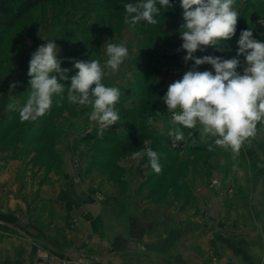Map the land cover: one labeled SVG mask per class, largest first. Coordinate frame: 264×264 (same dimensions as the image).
Returning a JSON list of instances; mask_svg holds the SVG:
<instances>
[{
  "label": "crops",
  "instance_id": "1",
  "mask_svg": "<svg viewBox=\"0 0 264 264\" xmlns=\"http://www.w3.org/2000/svg\"><path fill=\"white\" fill-rule=\"evenodd\" d=\"M236 38L227 45L233 41L236 44L232 46L238 48L239 36ZM214 49L208 47L194 55L219 56V51ZM186 54L185 50L177 53V62L192 69L194 61L186 63ZM221 57L234 58L231 54ZM123 68L125 65L120 69ZM197 70L214 72L210 64L200 65ZM169 80L164 72L156 93L133 96L130 106V111L145 123L142 127L152 118L150 125L159 136L174 129L167 108L162 112L152 103L145 108L146 112H136L144 101L154 102L158 94L164 96ZM105 81L117 88L128 85L121 77L107 76ZM6 96L0 93V264H39L36 248L39 244L50 253L67 258L80 259L85 252L94 259V264H213L216 260L218 264H264V130L234 158L231 151L217 149L213 138H202L199 131L180 127L185 149L174 151L172 161L176 170L171 173L173 177L177 173L189 175L191 193L195 195V189L204 187L197 183V167L201 174L224 173L227 179L233 178L239 184L247 178L246 184L255 185L254 200H250L251 193L244 192L240 197L242 203H238L247 218L241 223L236 221L235 227L229 220L210 224L208 221L219 219L213 211L219 204L218 199L214 200L213 190L204 187L198 197V208L203 212L209 210L211 218L191 219L190 214L182 217L181 208L186 203L180 196L167 200L161 195L164 191H181L183 186L178 185L177 178L173 187L160 182L150 184L153 169L148 157L132 158V153L145 151L139 147L143 137L139 130H134L135 136L126 141L134 143L133 152L120 158L115 153L111 157L116 170L109 169L108 164L104 166L108 168L102 169L104 158L99 152L92 151L88 141L76 140L68 132L91 125L98 133L99 125L89 119L91 108L82 107L78 114H64L59 122V126L68 130L63 140L55 147L44 148L34 143L39 139H16L14 135L30 122H21L18 111L7 109L10 97ZM63 102L53 103L52 110ZM136 138L139 139L134 142ZM209 145L216 149L209 151ZM198 161H203L204 166L199 167ZM150 194L155 195L150 197ZM255 214L250 221L248 217ZM49 223L55 226L42 232L40 226ZM199 240L202 243L198 245L206 248L207 256L212 259L204 262L194 251V243Z\"/></svg>",
  "mask_w": 264,
  "mask_h": 264
},
{
  "label": "rangeland",
  "instance_id": "2",
  "mask_svg": "<svg viewBox=\"0 0 264 264\" xmlns=\"http://www.w3.org/2000/svg\"><path fill=\"white\" fill-rule=\"evenodd\" d=\"M139 2L141 0H0V93L4 92L6 97L10 98L14 96L21 105L26 101L28 91H30L29 61L32 53L40 45L47 42L42 36L50 40L54 39L59 50L57 58L62 61L61 67L70 70L69 79L63 81L66 86L63 105L52 110L55 106L53 104L46 115L26 124L14 136L16 139L25 137L27 141L39 139L34 143L40 144L44 148L55 147L59 140H63L62 136L68 131L59 126L64 114H78L82 109L81 106L69 104L66 99L70 77L76 71L73 61H86L89 58L99 57L103 63L105 59L102 51L103 46L107 42H123L129 49L130 58L122 65H125V68L120 69L112 76H108L117 79L121 77L123 82L128 84H125L123 88L118 87L121 95L116 108L120 115V121L105 129L103 135H98L89 125V127L78 131L75 129L73 133L69 130L70 136L76 140L88 141L93 147L92 151L99 152L100 157L104 158L101 165L102 169L108 168L104 167L108 164L111 166L109 169L116 170L114 163L111 164V157L115 153L120 158L128 152H133L134 143L126 141L135 136L136 133H132L134 130H139L143 136L139 147L145 150L152 149L159 154L161 171L158 175L154 170L151 171L150 184L156 185L160 182L162 185L173 187L179 182L178 185L183 186L180 187L181 191L178 193L177 191H164L161 194L167 200L178 199L180 196L181 201L186 203L181 208L182 217L186 218L190 214L191 219L193 216L196 219H201L203 216L207 220L211 218L208 217L210 216L209 210L203 212L198 208V197H200L199 194L202 195V189L205 187L208 190H213L214 200H219L218 208L213 209L214 214L219 219L214 221L216 220L214 218L208 222L211 224L213 221L214 224H217L229 220L232 226L236 221L241 223L247 218V214L238 205V203H242L240 197L242 198L244 195L242 193L249 192L251 193L250 200L253 201L255 185L252 187V185L246 184L247 178L244 179L245 183L239 184L233 178L227 179L224 173L222 175L212 173L211 176L209 173L207 175V172L201 174L197 167V183H202L204 187L195 189L194 195L190 192L191 187L188 188L189 175L181 176L177 173L173 177L174 175L171 173L173 169L176 170L172 161L173 154H176L174 151H183L186 141L185 139L176 141L175 136L170 133H173L176 128L180 130L181 125H175L174 129H170L164 136H159L153 125L146 122V127H142L141 125L145 124L143 120L138 118L137 114L134 115L135 112L130 111L131 102L134 100L133 96L139 98L137 96L139 94L149 95L151 92H155L154 90L159 88V82L164 72L170 77L169 84H172L181 79L186 71L191 70L189 66L177 62V53L183 51V41L179 32L180 25L183 23V9L180 7V0H171L173 5L171 9L161 8L160 15L156 17L158 20L156 25H149L141 21L135 29H131L124 22V5ZM157 6L159 7L158 0ZM235 6L240 16L238 17L236 34L231 40H237L236 37L239 36L240 28H245V30L251 28L254 38L264 41V22H261L264 21V0H236ZM1 8L4 10L2 11ZM22 8H31V10L27 15H22L19 14ZM233 44L236 43L232 41V44L228 46L230 50L219 51V56L231 54L234 58L239 59L243 65L244 57L237 56L238 48L235 45L232 46ZM237 71L241 73L243 68L240 67ZM144 79L151 81V84L150 82L144 83ZM13 83L16 84V87L10 92V85ZM105 83L108 84V81ZM108 86L112 85L108 84ZM57 100L59 97L54 96L53 103H56ZM152 103L155 102L144 101L136 113L146 112L145 108H148ZM167 114L171 118V114L169 112ZM138 139L133 141L136 142ZM146 139L148 140L147 143ZM160 141H163L164 145ZM158 146L159 149H157ZM126 148L128 149L125 150ZM39 156L38 153L37 158ZM202 162L198 161L197 165L203 167ZM213 169L215 171V167ZM168 175H170L169 178H167ZM176 178L177 183L174 182ZM195 187L197 186L195 185ZM151 195L155 194H150V197ZM100 196L103 199L104 196L102 194ZM255 211L257 214L258 210ZM256 214L248 217L250 221H252V217H256ZM229 223L227 222L226 225L229 226ZM46 225L48 226L46 227ZM46 225L40 226L42 232L49 231L52 226H55L51 223ZM201 243L202 240L197 241L193 248L205 262L207 258H212L207 256L206 248L198 245ZM36 248L39 264H94V259L85 252L78 259L50 253L42 244L37 245ZM213 264H218V261H214Z\"/></svg>",
  "mask_w": 264,
  "mask_h": 264
},
{
  "label": "clouds",
  "instance_id": "3",
  "mask_svg": "<svg viewBox=\"0 0 264 264\" xmlns=\"http://www.w3.org/2000/svg\"><path fill=\"white\" fill-rule=\"evenodd\" d=\"M141 0L124 5V22L135 29L144 21L156 25L161 8L171 9V0ZM236 0H180L183 9V23L179 32L186 51L185 62L194 61L192 69L182 78L168 86L162 97L171 124L186 129H195L202 138H213L214 145L239 155L245 146H251L258 133L264 130V41L255 39L251 28L242 30L238 39L237 56L244 57V64L237 58L224 59L221 56L205 55L198 58L197 51L213 47L217 51H228L227 42L236 34L239 11ZM264 22V21H261ZM29 61L28 76L30 91L21 105L14 96L7 109L18 111L21 122H34L46 115L52 108L53 97L57 103L65 99V84L69 79L68 68H62L58 59L59 50L54 39L46 37ZM102 51L104 62L99 57L74 60L75 74L70 77L66 99L71 105L91 108L90 121L99 125L98 135L117 124L120 115L116 108L120 89L108 86L105 79L117 73L130 58L125 43L107 42ZM210 64L213 71H199L200 65ZM242 67V74L237 71ZM16 84L10 85V92ZM149 124L152 118L149 117ZM258 125L260 128H258ZM176 141L184 139V133L176 128ZM191 134V133H189ZM213 150L209 145V151ZM146 155L151 168L159 173V154L152 149L132 153L137 159Z\"/></svg>",
  "mask_w": 264,
  "mask_h": 264
},
{
  "label": "trees",
  "instance_id": "4",
  "mask_svg": "<svg viewBox=\"0 0 264 264\" xmlns=\"http://www.w3.org/2000/svg\"><path fill=\"white\" fill-rule=\"evenodd\" d=\"M1 10L3 11L4 10V8L2 9L1 8ZM31 10V8H29V9H27V8H22V9H20V11H19V14H22V15H27L28 14V12ZM147 79V78H146ZM144 82H150V84H151V81H148V80H145L144 79ZM155 92H152V94L153 93H156V90H154ZM144 96H148V95H146V94H143ZM150 95V94H149ZM162 97H163V94H158L157 96H156V99H154V105H155V108H159V109H161L162 110V112H164V111H166V105L164 104V102H163V99H162Z\"/></svg>",
  "mask_w": 264,
  "mask_h": 264
}]
</instances>
